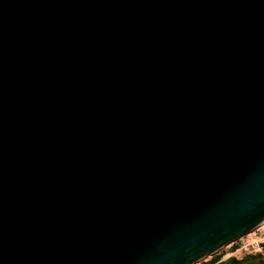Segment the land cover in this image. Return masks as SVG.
<instances>
[{"label": "water", "instance_id": "water-1", "mask_svg": "<svg viewBox=\"0 0 264 264\" xmlns=\"http://www.w3.org/2000/svg\"><path fill=\"white\" fill-rule=\"evenodd\" d=\"M264 224V0H0V264H198Z\"/></svg>", "mask_w": 264, "mask_h": 264}, {"label": "rangeland", "instance_id": "rangeland-1", "mask_svg": "<svg viewBox=\"0 0 264 264\" xmlns=\"http://www.w3.org/2000/svg\"><path fill=\"white\" fill-rule=\"evenodd\" d=\"M262 242H264V224L254 232L226 246L218 253L221 252L222 255H224L222 260H227L228 258L233 256L237 258H242L247 254L257 253V251H261ZM211 257H208L203 261H208ZM203 261L198 264H201Z\"/></svg>", "mask_w": 264, "mask_h": 264}, {"label": "trees", "instance_id": "trees-1", "mask_svg": "<svg viewBox=\"0 0 264 264\" xmlns=\"http://www.w3.org/2000/svg\"><path fill=\"white\" fill-rule=\"evenodd\" d=\"M223 257L224 255L220 252L201 264H264V242L261 243V251H257V253L247 254L242 258L233 256L227 260H222Z\"/></svg>", "mask_w": 264, "mask_h": 264}]
</instances>
